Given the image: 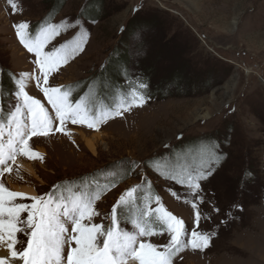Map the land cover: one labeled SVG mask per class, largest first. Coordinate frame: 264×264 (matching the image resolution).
Wrapping results in <instances>:
<instances>
[{
	"label": "rangeland",
	"instance_id": "374dc122",
	"mask_svg": "<svg viewBox=\"0 0 264 264\" xmlns=\"http://www.w3.org/2000/svg\"><path fill=\"white\" fill-rule=\"evenodd\" d=\"M54 1L14 0L18 7L13 10L8 0H0V70L16 77L40 75L34 54L20 43L14 25L28 22L29 28L41 27L37 23L54 13ZM90 2L101 3L98 17L82 13ZM154 16L160 22L157 26L145 31L137 27L142 17ZM133 17L141 19L132 28L139 40L132 67L136 72L153 67V93L146 103L113 114L98 130L67 121L63 127L70 134H66L55 131L61 127L55 121L47 137L29 141L30 149L43 159L17 155L14 164L8 162L12 171L0 175V182L15 192H21L15 186H30L36 196L58 191L68 196L81 192L80 185L88 184L84 178L96 174L109 185L95 203L100 215L93 223L108 226L113 205L138 186L145 189L143 204L150 198L154 212L160 206L155 199L159 196L163 207L185 222L190 236L194 211L185 201L196 197L165 177L172 171L195 174L202 166L207 171L210 165L211 174L200 181L204 203L199 209L211 219L202 218L198 230L215 234L207 248L188 247L173 264H264V0H65L51 24L78 20L79 26L62 29L45 51L80 32L86 33V42L49 75V86L71 84L68 90H74L77 100L83 96L74 83L84 82L81 94L99 107L100 90L90 80L107 64L120 39H130L124 30ZM26 84L28 93L51 110L35 80L27 79ZM4 100L7 110L15 103L12 93ZM88 139L95 142L96 151L89 148ZM213 151L220 159L210 164ZM19 162L30 164L34 173ZM95 190L88 186V191ZM31 196L25 193L18 202L31 204L27 199ZM121 214V228L134 230L133 216ZM18 238L26 239L21 234ZM145 239L163 245L169 237Z\"/></svg>",
	"mask_w": 264,
	"mask_h": 264
},
{
	"label": "snow or ice",
	"instance_id": "6c2138e0",
	"mask_svg": "<svg viewBox=\"0 0 264 264\" xmlns=\"http://www.w3.org/2000/svg\"><path fill=\"white\" fill-rule=\"evenodd\" d=\"M8 4L13 10L18 7L14 0H8ZM78 26V20L75 23L65 21L47 24L39 27L33 35L28 31V22L14 25L20 43L29 53L34 54V63L40 75H10L15 86L12 93L15 103L8 110L6 124L4 112L0 110V175L5 171H12L8 162L14 164L17 155L42 160L39 153L30 149L29 141L33 137H47L54 130L55 121L61 125L55 127V131L66 134H70L63 127L67 121L86 124L89 129L98 130V125L110 118L109 111L122 115L123 111H128L133 106L142 107L149 98L145 95L148 85L143 81L132 89L130 101L121 98L115 109L96 107L93 98L81 97L73 103L69 98L70 90L49 86V75L58 71L82 50L86 33H78L73 40L66 41L59 47L48 51L45 48L62 29ZM27 79L35 80L36 87L51 105V110L40 99L28 93ZM211 157L210 164L220 159L214 151ZM210 174L209 165L207 171L202 166L195 174L172 171L165 177L186 186L196 197L191 202L185 201L191 203L194 211V227L190 236L185 222L167 211L160 203L159 196L155 199L160 206L154 212L149 205L150 198L145 200L143 209L136 211L130 220L134 230L121 228L118 208L135 204L132 198L138 186L121 195L112 207L110 224L105 226L103 223H93L92 220L100 215L95 209V203L108 185L101 186L97 183L94 192L88 191V186L85 185L84 191L70 193L68 196H56L54 192L43 196L34 195L27 197L32 203L26 204L18 202V198H26L24 193L11 191L0 182V248H6V253L0 255V264H173L174 257L188 247L201 251L207 248L211 236L215 234L198 230L202 218L211 219L210 216L204 217L199 209V204L204 203V197L200 195V181ZM173 195L179 198L177 193ZM213 211L219 212V209L214 208ZM24 213L27 214L26 218H22ZM18 234L26 239L20 240ZM165 234L169 239L163 245L145 239Z\"/></svg>",
	"mask_w": 264,
	"mask_h": 264
},
{
	"label": "trees",
	"instance_id": "16d2710c",
	"mask_svg": "<svg viewBox=\"0 0 264 264\" xmlns=\"http://www.w3.org/2000/svg\"><path fill=\"white\" fill-rule=\"evenodd\" d=\"M65 0H55L54 1V13H52L51 15H49V17H46L43 21L37 23V25L39 26H44L47 24H51L53 16L59 11L61 10V8L63 7ZM100 2L93 4V3H89L87 4V6L84 8V10L82 11V13H87V14H91L92 17H98L101 12V8H100ZM141 18H136L133 17L132 19H130V21L128 22V26H126V29L124 30L126 35L128 37V35H130V39L128 38L127 40L120 39V43H118L117 46L113 47L111 50V54L108 57V61L107 64L98 71V73L96 74V76H94L91 80L90 83L91 85H93L95 88H99L100 92L98 93L100 95V106H103L104 108H108V109H115L116 105L121 101V98L127 99L130 101L131 99V94H132V89L137 88L138 87V83L140 81H143L144 83H147L148 88L145 90V95L147 97H150L153 93L152 91V75H151V69L153 68L151 67H143L142 72H136L137 70H135V68L132 67V57H133V49L137 48V46H139V40L136 38L135 34V30L132 29L133 27L135 28L136 23L135 21L139 20ZM135 22V23H134ZM159 19L158 17L154 16V17H142L141 22L138 23L137 27L140 29L148 30V29H152L153 27L157 26L159 24ZM157 24V25H156ZM39 27H34V26H30L29 31L30 33H32L33 35L37 32ZM139 37L140 34H139ZM138 40V41H136ZM137 43V44H136ZM2 71L0 74V107H1V103L4 104V109L2 108L1 110H3L4 112V116H5V124L7 123L6 121V117L8 114V110L6 109V104H5V97L9 96L11 93H13L15 91L14 89V83L13 81H11V83H7L9 80L7 78V76L9 75V79H10V75L11 73L8 72L6 69L1 68ZM154 70V69H153ZM142 74V75H141ZM213 75H211V77L214 76V73H212ZM173 80H177V77H173ZM78 84L80 86V88L78 89L80 91L79 96H83L84 97V93L81 94L82 91H84V82L81 83H74ZM73 85L69 84L66 85V87H62V90H68L69 88H72ZM88 86V85H87ZM70 100L73 101V103L76 101V99H74V90H70ZM81 94V95H80ZM78 100V99H77ZM99 106V107H100ZM109 117L111 116H115L113 115L114 112L113 111H109ZM209 146V144L207 145ZM129 170V169H128ZM131 174L128 172L125 176V178H128L129 175ZM100 176L96 175V174H92V175H87L84 179V183H88V184H81L79 189L80 191H84V186L87 185L90 188H95L97 183L101 186L104 185H109V183L106 181H102L99 178ZM96 182V183H95ZM83 188V189H81ZM149 189V188H148ZM63 190V189H61ZM64 191L61 192H56L54 193L56 196H59L61 194L64 195L63 193ZM145 192V189L141 188V187H137L136 191H135V204L132 205L130 204L127 207L124 208H118V216L120 217L121 212L125 211L128 216L132 215L134 216L136 211L138 209H143L144 204L142 203V196L143 193Z\"/></svg>",
	"mask_w": 264,
	"mask_h": 264
},
{
	"label": "bare ground",
	"instance_id": "6f19581e",
	"mask_svg": "<svg viewBox=\"0 0 264 264\" xmlns=\"http://www.w3.org/2000/svg\"><path fill=\"white\" fill-rule=\"evenodd\" d=\"M206 116H208V114H206ZM87 145L92 151H96V145L94 141L88 139ZM19 164L21 165L22 168L27 169L31 173H34V170L31 168L30 164L24 162H19ZM15 187L18 191L24 192V194L27 193V195L30 194L34 196L37 194L36 190L30 186H15ZM5 253H6V248H0V255H4Z\"/></svg>",
	"mask_w": 264,
	"mask_h": 264
}]
</instances>
